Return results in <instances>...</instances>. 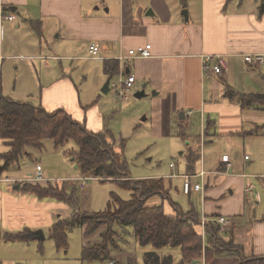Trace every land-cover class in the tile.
<instances>
[{
	"label": "crops",
	"instance_id": "0c3cea01",
	"mask_svg": "<svg viewBox=\"0 0 264 264\" xmlns=\"http://www.w3.org/2000/svg\"><path fill=\"white\" fill-rule=\"evenodd\" d=\"M186 1L187 7L181 3L184 9H188V19L181 12L183 7L173 0H151L144 5L134 0H120L121 10L118 12H112V8L106 5L94 7L98 0H0V11L3 9L15 15L12 23L0 20V92L3 88L5 61L7 66L18 70L24 54L18 52L15 46L20 47L18 50L29 46L27 43L21 47V36L12 26L17 23L16 28L20 27V21L27 23L23 27L31 36L28 40L32 41L33 46L29 49L31 57L44 61L45 65L57 59L63 68L62 72L52 76L46 86L44 83L40 86L42 96L39 93V105L49 111L64 108L75 120L82 121L86 110L85 106L79 104L68 106L63 100L49 98L52 92L67 93L75 89L74 76L64 70V61L100 60L110 79L108 90L113 76H118L119 72L122 71L125 76L134 74L136 82L132 91L142 89L136 92L140 97L147 90H153L154 95L159 97L156 103L160 117L165 118L164 111L172 115L176 121L174 123L179 125V131L181 127L185 128L188 135L186 139L194 148L199 147L200 157L204 152L198 164L193 162L194 171L186 168V171L173 172L165 179L168 185H172V180L181 179L180 186L189 201L192 196L200 197L199 209L192 202L186 211L194 208L199 214L200 222L196 230L202 238V256L196 261L187 262L182 257L180 246H166L157 251L161 255L171 256L173 264L200 262L203 255L206 258L207 221L219 223V217L228 215L224 217L230 220V224L225 229L220 225L222 233L227 234L225 240L232 238L234 243L243 248L238 254L252 253L255 257H264V214H249L250 209L254 211L252 195L254 198L260 195L256 183H264V106L243 107L238 96L229 95L264 93V65L248 64L243 58L246 53H264V0ZM147 5H151L154 10L153 14L148 12L151 16H145L148 19H144L140 16ZM30 27L34 31H28ZM93 42L100 45V58L89 59L92 58L89 46ZM147 43L152 45V57L127 59L119 63V55H126L129 49ZM87 49L89 55L83 57ZM209 53L226 55L227 69L221 76L211 70L204 71L201 55ZM106 61L118 62V72L113 75L106 72ZM45 67H40V71ZM190 110L193 113L187 116ZM193 122L198 124L199 131H195ZM161 125L164 130V126L170 124L167 120ZM224 154H228L233 162L229 170H226L222 161ZM246 155L249 156L248 160L245 159ZM174 164V167L171 163L170 166L175 168L177 164ZM201 171L205 172L204 175L194 179L204 183V190L199 192L186 193L183 177L174 176ZM34 175L14 178L6 174L0 178V244L8 242L17 246V242H28L7 241L2 236L5 232L21 231L25 227L31 228L32 238L37 239L34 231L53 224L55 209L59 211L62 207H68L67 203L54 198L38 199L22 191L21 182ZM207 178L208 184L205 183ZM47 181L57 182L50 178ZM10 182H14L13 187L7 185ZM17 182L20 188L15 187ZM159 197H151L147 201L148 205H161ZM163 205L168 208V211L165 209L166 213L176 212V206L172 207L168 201L163 202ZM96 242L100 243L99 240ZM121 247L119 245L113 251V260H105L101 264H110L115 260L120 264H140L137 254ZM153 250L155 248L152 245L143 246L142 257ZM241 256L215 257L209 262L206 260V264H255L246 259L241 260ZM98 261L83 264H100ZM4 262L5 259L2 262L0 258V264ZM141 264H145L144 258Z\"/></svg>",
	"mask_w": 264,
	"mask_h": 264
},
{
	"label": "rangeland",
	"instance_id": "374dc122",
	"mask_svg": "<svg viewBox=\"0 0 264 264\" xmlns=\"http://www.w3.org/2000/svg\"><path fill=\"white\" fill-rule=\"evenodd\" d=\"M134 1L139 5H144L151 0ZM173 1H176L183 7L181 0ZM98 5L111 7L112 12L121 10L120 0H98L94 7ZM85 7H87V4ZM150 9L152 11L154 10L151 5H147L146 10H142L140 17L148 19L145 16H151L148 15ZM185 10L188 9H184L183 7L181 12L183 13ZM21 18L19 17V19ZM14 21L5 20L4 22L12 23ZM20 23L21 26L18 28H16L17 23H13L12 26L15 27L17 33L21 36L22 40H19L21 47L27 43L29 46H27V49L21 48L19 50L18 48L20 47L15 46L18 52L24 54L21 56L22 59L19 62L18 70H15L14 67L7 66V60L5 61L4 81L2 83L3 88L1 93L6 96L9 95L15 100L39 105L41 102V99L39 101V93L42 96L41 84L44 83V86H46L51 81L52 76L55 73L62 72L63 68L60 67L61 62L57 59L51 60L49 65H45L44 61L40 62V60L31 57L32 52L29 53V49L33 48V46L32 41H28L31 39V36L23 27L27 23L24 21H20ZM31 30L34 31L31 27L28 28V31ZM50 43L53 44L54 42L50 41ZM87 54L88 49L83 57L87 56ZM62 64L65 66L64 70L71 73L72 77L74 76L75 89L73 91L69 90L67 93L52 92L49 94V98L63 100L68 106H74L75 104L85 106L86 110L83 113L82 119L80 118L82 124L86 125L90 130L106 134L114 152L119 153L121 158L127 162V174L132 179L151 177H164L166 179L173 172L179 173L180 171H186L188 150L191 143L189 139H183L179 135V125L174 123L176 121L172 115L169 116L164 111L163 115L165 118L160 117L156 103L159 97L154 95L153 90H147L140 97L137 96L136 92L142 89L131 90L132 92H129V99L122 101L118 95V76H113L108 91L103 90L109 76L106 75L103 67L104 64L100 60L71 59L64 61V63L62 62ZM43 65L46 67L40 71V67ZM1 66L2 63L0 65V72ZM31 93L34 95H31ZM167 120L170 125H165L164 130H162L161 124H164ZM193 124H195V131H199L198 124L196 122H193ZM122 139L125 140L124 146L122 145ZM9 149V144L0 136V153ZM65 149H69L70 151L73 149L77 150V146L73 142H70L64 148L59 149L55 147L53 139H44L42 148L28 147V153H25L21 157L20 163L17 164L21 169L14 168L9 171H4L0 173V178L6 174L14 178L18 176L27 177L29 174H35L36 165L39 163L47 178L55 181H66L77 177L81 179V173L75 167L76 162L73 161L74 156H70L69 152L68 154H64L63 151ZM202 156L204 157V152ZM201 157L196 160L197 164L201 160ZM172 162L177 164L175 168L170 166ZM2 165L3 160H0V167ZM208 178L205 182L207 184L209 183ZM255 179L257 180V178ZM172 182V185L170 184L169 187L171 200L161 195L159 197L162 200L161 204L168 201L172 207L176 205L181 210L186 211L194 203L199 209L200 197L192 196L189 201V197L183 194L182 187L180 186L181 179L172 180ZM211 183L213 184L214 181H211ZM79 184V196L82 199L79 202L81 212L103 211L107 208L108 203H111L112 193H116L123 199H129L132 197L133 192L132 189L123 187L114 178L103 180L89 177L84 185L85 190H83L84 188L81 189L82 179ZM7 185L13 187L14 182H10ZM256 188L260 195H258V198H254V195H252L251 200L255 202L254 211L250 209L249 214L256 212L257 214L263 215L264 193L261 192L262 190L264 191V183L258 181ZM29 196L34 197L33 194ZM261 197L262 199L260 200ZM259 202L260 205H258ZM163 206L165 207V205ZM165 209L168 211V208ZM54 212L56 215L53 218V223L59 219L69 218L72 214V208L68 204L67 208L62 207L59 211L55 209ZM224 216L228 217V215ZM50 227L43 226L36 229V231H41L39 235L44 236L42 251L38 248V238L29 239L24 244L17 242V246L8 242L7 244H0V258L2 262L5 259L4 264H83V248L98 243L96 242L97 240L102 242V235L107 229L106 226H102L91 234H86V226H84L85 228L79 226L68 229V246L59 249L50 233ZM113 228L119 235L118 237H113L115 242L122 245L123 247L121 248L137 254L139 263L141 264L144 258L142 257L143 246L136 242L133 228L127 227L124 229L118 225H114ZM120 236L122 237L120 238ZM101 262V260L98 261L100 264Z\"/></svg>",
	"mask_w": 264,
	"mask_h": 264
},
{
	"label": "trees",
	"instance_id": "16d2710c",
	"mask_svg": "<svg viewBox=\"0 0 264 264\" xmlns=\"http://www.w3.org/2000/svg\"><path fill=\"white\" fill-rule=\"evenodd\" d=\"M181 1L187 7V1ZM106 68V72L113 75L118 72L119 64L106 61ZM229 95L238 96L243 107L264 106V93L241 92L229 93ZM186 133L185 128L181 127L179 134L184 139L188 136ZM0 136L10 146L9 150L0 153V160H3L0 173L18 167L21 157L28 153V147L42 148L44 139L51 138L55 147L59 149L70 142L77 146V150L65 149L63 152L64 154L69 152L70 156H74L73 161L78 164L81 177L103 180L114 178L123 187L132 189V197L129 199H123L112 193L111 203H108L105 210L89 213L81 212L80 209V177L57 182L29 180L21 182V190L26 193L40 199L54 198L71 206V216L59 219L50 227V233L59 249L68 246V229L86 225V234H91L98 228L106 226L107 229L102 235L103 241L85 246L82 260L88 263L95 260H113V251L119 247L113 239L119 236L113 226L118 225L124 229L132 227L135 238L141 246L152 245L155 248L145 253V264H173L171 256L161 255L157 251L166 246H180L184 261L193 262L201 258L203 244L196 230L200 222L196 210L192 208L182 211L175 205L176 212L168 214L163 204L148 205L147 201L155 195L170 198V185L165 178L132 179L127 174V162L119 153L114 152L106 134L88 129L64 108L49 111L43 105L15 100L0 92ZM122 145H125L124 139ZM199 158V147L194 148L190 145L187 156L188 171H194L193 162ZM32 232L31 228L25 227L21 231L5 232L2 236L7 241L29 240L32 238ZM226 236L227 234L222 233L219 223L207 221L205 247L207 262L215 257L242 255L241 260L264 264V257H255L252 253L238 254L243 248L234 243L232 238L226 241ZM38 248L43 250L42 241ZM110 264L120 263H116L115 260Z\"/></svg>",
	"mask_w": 264,
	"mask_h": 264
},
{
	"label": "built area",
	"instance_id": "2783aa9c",
	"mask_svg": "<svg viewBox=\"0 0 264 264\" xmlns=\"http://www.w3.org/2000/svg\"><path fill=\"white\" fill-rule=\"evenodd\" d=\"M0 20L3 22L5 20H15V15L11 13L5 12L3 9L0 11ZM152 45L151 43H147L146 45L138 46L136 48H131L128 50L127 54H121L117 57L119 63H124L127 59H147L152 57V51H151ZM89 53L92 58H100V45L97 42H93L89 46ZM244 61L248 64L256 65V66H262L264 65V53H246L243 55ZM202 59V65L205 72H208L209 70L213 71L218 76H221L224 74V72L227 69V59L226 55L224 54H203L201 55ZM119 83H118V95L120 96L122 101H127L129 99V92L134 87V84L136 82V76L134 74L125 76L123 75V72H119ZM193 113V110L188 111L186 114L187 116H191ZM245 158H249L248 155L245 156ZM222 161L225 164L226 170H229L231 167H233L232 159L228 154L222 155ZM171 166L174 167L175 164L171 163ZM204 171H201L200 173H191V174H174V176H181L184 179V191L186 193H190L191 191H203L204 190V183L198 182L194 179H199L204 175ZM82 184L81 187L85 188L84 185L87 181V177H82ZM80 179V180H81ZM29 180L31 181H47L48 178L45 177L44 171L42 166L38 163L36 165V173L34 176L30 177ZM218 222L221 226H223V229L227 227L228 224H230V220L227 219L224 216H221L218 218ZM196 264H206V258L205 255H203L200 262Z\"/></svg>",
	"mask_w": 264,
	"mask_h": 264
},
{
	"label": "water",
	"instance_id": "95a60500",
	"mask_svg": "<svg viewBox=\"0 0 264 264\" xmlns=\"http://www.w3.org/2000/svg\"><path fill=\"white\" fill-rule=\"evenodd\" d=\"M149 12H151V14H153V11H152V10H150ZM183 14H184L185 18L188 19V10H185V11L183 12ZM109 83H110V79L107 80V82H106V84H105V89H104V91H107V90H108ZM76 167H77V168L79 167L78 164L76 165ZM15 187H16V188H20V184H17ZM39 232H41V231H34V234H35V236H36L38 239L43 240V239H44V236H43V235H42V236L39 235Z\"/></svg>",
	"mask_w": 264,
	"mask_h": 264
}]
</instances>
